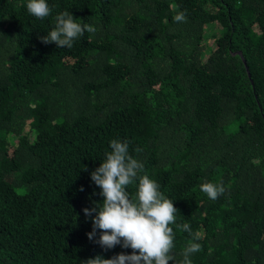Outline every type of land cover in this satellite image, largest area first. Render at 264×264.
<instances>
[{"label":"trees","instance_id":"obj_1","mask_svg":"<svg viewBox=\"0 0 264 264\" xmlns=\"http://www.w3.org/2000/svg\"><path fill=\"white\" fill-rule=\"evenodd\" d=\"M47 3L38 19L27 0H0V264L133 251L86 235L83 209L103 199L90 173L113 139L179 210L177 261L188 223L201 234L192 264H264V0ZM64 10L96 33L41 43ZM204 182L225 195L211 200Z\"/></svg>","mask_w":264,"mask_h":264},{"label":"clouds","instance_id":"obj_2","mask_svg":"<svg viewBox=\"0 0 264 264\" xmlns=\"http://www.w3.org/2000/svg\"><path fill=\"white\" fill-rule=\"evenodd\" d=\"M26 8L38 19L47 18L53 12L47 0H27ZM173 19L176 23L187 22L186 12H178ZM96 31L94 25L77 23L73 15L64 10L54 16L53 28L38 39L43 44L54 43L57 48L71 49L85 32L95 34ZM109 146L110 151L105 152L99 167L90 173L91 181L100 189L99 195L103 199L83 209L92 225L86 235L105 251L116 246L133 251L130 254L120 252L108 259L97 255L81 261V264H169V261L192 264L190 257L201 248L198 243L201 234L194 233L188 223L176 225L193 241L182 250V260L177 261L172 252L175 232L169 225L175 223V213L179 210L159 191L160 185L155 180L141 175L144 165L130 155L127 141L113 139ZM130 185L136 187L134 194L128 192ZM83 190L81 186L80 191ZM200 191L215 201L225 195L226 188L223 183L204 182ZM97 230H100L99 234Z\"/></svg>","mask_w":264,"mask_h":264},{"label":"water","instance_id":"obj_3","mask_svg":"<svg viewBox=\"0 0 264 264\" xmlns=\"http://www.w3.org/2000/svg\"><path fill=\"white\" fill-rule=\"evenodd\" d=\"M243 63L246 65V63H245V60H244V59H243ZM246 70H247V67H246ZM247 72H248V71H247ZM248 75H250V74H249V72H248Z\"/></svg>","mask_w":264,"mask_h":264}]
</instances>
